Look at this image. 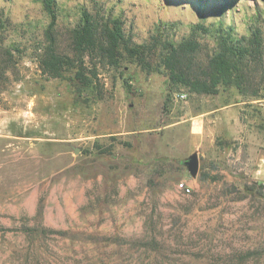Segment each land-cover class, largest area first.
I'll list each match as a JSON object with an SVG mask.
<instances>
[{"label": "rangeland", "instance_id": "374dc122", "mask_svg": "<svg viewBox=\"0 0 264 264\" xmlns=\"http://www.w3.org/2000/svg\"><path fill=\"white\" fill-rule=\"evenodd\" d=\"M55 1V34L70 53L83 10L120 17L137 43L163 32L179 39L220 16L237 37L259 28L261 58L248 57L257 91L199 93L127 55L114 67L86 60L97 64L102 96L74 70L48 78L35 44L50 22L43 1L0 0L14 27L6 42L22 50L0 94V264H264V0ZM233 103L243 126L229 140L209 110ZM195 152L192 176L185 161ZM42 228L50 232L23 231ZM153 238L163 253L141 245Z\"/></svg>", "mask_w": 264, "mask_h": 264}, {"label": "trees", "instance_id": "16d2710c", "mask_svg": "<svg viewBox=\"0 0 264 264\" xmlns=\"http://www.w3.org/2000/svg\"><path fill=\"white\" fill-rule=\"evenodd\" d=\"M42 1L50 22L44 31V37L35 42L36 59L48 78L62 77L65 71L74 70L75 78L81 85L92 87L102 96L104 85L98 78L97 64L94 62L92 66L86 65V60L89 58L101 65L114 67L127 55L148 71L167 70L171 82L184 84L199 93L215 95L220 84H234L243 94L257 91L250 76L255 66L249 65L248 57L256 64L261 58L263 50L259 28L251 30L249 36L237 37L235 26L228 23L225 16H220L211 25H192V33L179 39L170 32H163L152 35L146 42L137 43L126 33L120 17H106L100 12L83 10L75 26L70 29V53L60 50L55 34L58 19L56 1ZM231 1L227 3L231 4ZM228 5L222 4L221 9H226ZM13 28L8 16H0V94L5 90V81L17 73L15 52L22 51L14 42H6L7 33ZM198 36L213 38L214 45L209 47ZM201 52H206L204 60L199 58ZM252 94L258 96L257 92ZM23 231L28 237L50 232L46 228ZM141 245L157 254L165 250L154 238Z\"/></svg>", "mask_w": 264, "mask_h": 264}, {"label": "crops", "instance_id": "0c3cea01", "mask_svg": "<svg viewBox=\"0 0 264 264\" xmlns=\"http://www.w3.org/2000/svg\"><path fill=\"white\" fill-rule=\"evenodd\" d=\"M210 119L214 121L219 129V134L226 139L236 140L241 137V128L243 126V118L238 103L223 104L209 110ZM203 115V114H201ZM206 117L196 116L194 120V128L196 134L202 139L206 135Z\"/></svg>", "mask_w": 264, "mask_h": 264}, {"label": "water", "instance_id": "95a60500", "mask_svg": "<svg viewBox=\"0 0 264 264\" xmlns=\"http://www.w3.org/2000/svg\"><path fill=\"white\" fill-rule=\"evenodd\" d=\"M185 165L187 166V169L190 172V174L192 176H196L198 174L199 167H200V160H199L198 153L195 152L191 154L188 157V159L185 161Z\"/></svg>", "mask_w": 264, "mask_h": 264}, {"label": "built area", "instance_id": "2783aa9c", "mask_svg": "<svg viewBox=\"0 0 264 264\" xmlns=\"http://www.w3.org/2000/svg\"><path fill=\"white\" fill-rule=\"evenodd\" d=\"M180 97H181V98H185V94H184V93H181V94H180ZM180 187H181L182 189L186 190L187 192H189V191L191 190L190 187H189L186 183H184V182H181V183H180Z\"/></svg>", "mask_w": 264, "mask_h": 264}]
</instances>
